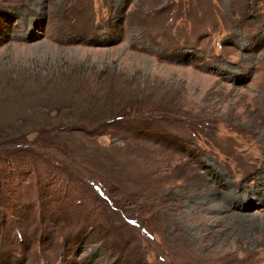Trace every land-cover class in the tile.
I'll list each match as a JSON object with an SVG mask.
<instances>
[{
  "label": "rangeland",
  "instance_id": "obj_1",
  "mask_svg": "<svg viewBox=\"0 0 264 264\" xmlns=\"http://www.w3.org/2000/svg\"><path fill=\"white\" fill-rule=\"evenodd\" d=\"M0 264H264V0H0Z\"/></svg>",
  "mask_w": 264,
  "mask_h": 264
},
{
  "label": "bare ground",
  "instance_id": "obj_2",
  "mask_svg": "<svg viewBox=\"0 0 264 264\" xmlns=\"http://www.w3.org/2000/svg\"><path fill=\"white\" fill-rule=\"evenodd\" d=\"M213 208H216V209H218L219 211H223L224 210V208L221 206V204L219 203L218 205H215ZM212 208V209H213Z\"/></svg>",
  "mask_w": 264,
  "mask_h": 264
}]
</instances>
